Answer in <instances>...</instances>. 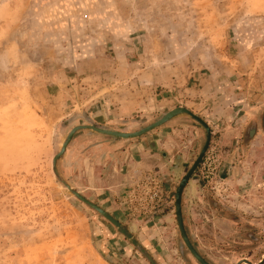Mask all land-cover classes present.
Wrapping results in <instances>:
<instances>
[{"label":"rangeland","instance_id":"374dc122","mask_svg":"<svg viewBox=\"0 0 264 264\" xmlns=\"http://www.w3.org/2000/svg\"><path fill=\"white\" fill-rule=\"evenodd\" d=\"M209 264L264 255V0H0V264ZM198 156V157H197ZM111 199L114 201H107Z\"/></svg>","mask_w":264,"mask_h":264},{"label":"water","instance_id":"95a60500","mask_svg":"<svg viewBox=\"0 0 264 264\" xmlns=\"http://www.w3.org/2000/svg\"><path fill=\"white\" fill-rule=\"evenodd\" d=\"M180 116L189 117V118L195 120L197 123H199L204 129H207V125L201 119H199L198 117H196L195 115H193L191 112H189L188 110H186L184 108H177V109H174V110L168 112L167 114H165L161 119H159L157 122L153 123L152 125L144 128V129H141L140 131L134 132V133H119V132L107 131V130H98V131L103 133V134L116 137L118 139H136V138H139V137L145 135L149 131H151V130H153V129H155V128H157V127H159V126H161V125H163V124H165V123H167V122H169L175 118H178ZM77 129L78 128H74L66 136L65 140L63 141V143L61 145V149H60L59 153L55 156V158L53 160V171L55 173V176L58 177L57 179L60 181V183L61 182L63 183V180L60 177L59 172L57 170V164L63 158L65 151L67 149V145L70 142V140L72 139V136L77 131ZM209 137L210 136L208 133L206 145L203 148L201 154L199 155L197 161L194 163V165L191 167V169L188 171V173L181 179L176 191L174 193H171V195H170L174 199V214H175L176 224H177L178 230L180 232V237L182 239V242H183L184 246L186 247L187 251L195 259V261H197L198 264H209V263L198 253L195 246L189 240V237L187 235V232L185 230L184 223H183L181 203H182L183 190H184L185 186L187 185L190 177L193 175L195 169L200 164L202 156L204 155L206 148L208 147ZM84 202L88 203L87 201H84ZM110 221L116 226L117 229H120V225L117 222H115L114 220H110ZM121 233H124V232L121 231ZM124 235H126L128 237V239H130L134 243V240L131 238L130 234L125 232ZM237 264H264V255L258 261V263H252L251 261H248L247 259H243V260L239 261Z\"/></svg>","mask_w":264,"mask_h":264},{"label":"flooded vegetation","instance_id":"af4514ba","mask_svg":"<svg viewBox=\"0 0 264 264\" xmlns=\"http://www.w3.org/2000/svg\"><path fill=\"white\" fill-rule=\"evenodd\" d=\"M74 128H78L77 129V131L73 134V136H72V139L70 140V142L68 143V145H67V147L70 145V143H71V141L73 140V138L77 135V134H79V133H81V132H83V131H87V132H89V133H91V134H94V135H98V136H104V137H110V138H112V139H117L118 140V138H116V137H113V136H109V135H106V134H103V133H101V132H99L98 130H107V131H113V130H109V129H105V128H100L99 126H97L96 124H89V125H79V126H75V127H73L70 131H72ZM205 131H206V133H207V135H208V133H209V136H210V131H209V129H208V127H207V129H205ZM115 132H119V131H115ZM70 133V132H69ZM68 133V134H69ZM119 133H122V132H119ZM208 145H209V142H208ZM204 155H205V153H204ZM204 155L202 156V159H201V161H200V164H201V162H202V160H203V157H204ZM66 156H67V149H66V151H65V158H64V162H65V159H66ZM199 156V155H198ZM197 156V157H198ZM196 159H198V158H196ZM197 161V160H196ZM195 161V162H196ZM194 162V163H195ZM199 164V165H200ZM194 165V164H193ZM197 169V168H196ZM196 169H195V171H196ZM194 171V172H195ZM63 186L65 187V189L66 190H68V191H70V193L72 194V195H74L77 199H79L80 201H82V203H84L85 205H87L90 209H92L93 211H95L96 213H98L99 215H101L103 218H105L107 221H109L111 224H113L110 220H114L115 222H117L119 225H120V229H118V231L121 233V231H123L124 233L125 232H127L128 234H129V232H128V230L126 229V228H124L123 227V225H121V223L117 220V219H115V217L111 214V213H109L107 210H105V209H103L99 204H97V203H93V202H91L90 200H88L86 197H84L83 195H81V193L79 192V191H77L76 189H74L68 182H66L65 180H63ZM84 201H87L88 203H85ZM107 201H114V200H111V199H107ZM114 225V224H113ZM115 226V225H114ZM116 227V226H115ZM124 233H122L123 235H124Z\"/></svg>","mask_w":264,"mask_h":264}]
</instances>
